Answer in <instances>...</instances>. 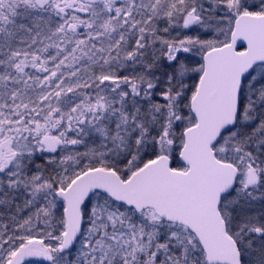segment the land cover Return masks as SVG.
Returning <instances> with one entry per match:
<instances>
[{"label":"snow or ice","instance_id":"snow-or-ice-1","mask_svg":"<svg viewBox=\"0 0 264 264\" xmlns=\"http://www.w3.org/2000/svg\"><path fill=\"white\" fill-rule=\"evenodd\" d=\"M0 264H264V0H0Z\"/></svg>","mask_w":264,"mask_h":264}]
</instances>
